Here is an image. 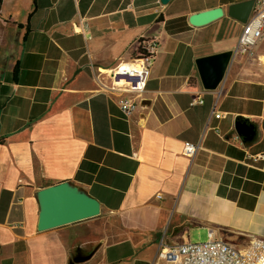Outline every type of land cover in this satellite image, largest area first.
I'll return each instance as SVG.
<instances>
[{
	"label": "crops",
	"instance_id": "0c3cea01",
	"mask_svg": "<svg viewBox=\"0 0 264 264\" xmlns=\"http://www.w3.org/2000/svg\"><path fill=\"white\" fill-rule=\"evenodd\" d=\"M236 0H3L0 11V264H170L166 245L209 233L239 248L264 238V35L215 90L196 59L234 50ZM223 6L204 26L190 14ZM157 56L138 111L95 75ZM203 103L192 104L198 97ZM221 113L220 117L215 116ZM257 127L237 133L238 118ZM185 141L200 142L193 158ZM68 180L101 214L39 229L38 192Z\"/></svg>",
	"mask_w": 264,
	"mask_h": 264
},
{
	"label": "built area",
	"instance_id": "2783aa9c",
	"mask_svg": "<svg viewBox=\"0 0 264 264\" xmlns=\"http://www.w3.org/2000/svg\"><path fill=\"white\" fill-rule=\"evenodd\" d=\"M243 30L234 49V56L253 52L264 35V0H255L251 17L243 23ZM142 51L136 57L121 61L108 70L98 68L95 75L101 89L118 96L125 117L133 116L141 106L151 76L159 41L156 37L139 40ZM203 103L198 97L192 104ZM215 116L220 117L221 113ZM200 142L185 141L184 154L193 158L201 149ZM264 159V153L253 156ZM158 256L175 264H264V238L253 237L247 246L239 248L229 241L209 233L205 241H186L172 245L161 242Z\"/></svg>",
	"mask_w": 264,
	"mask_h": 264
},
{
	"label": "water",
	"instance_id": "95a60500",
	"mask_svg": "<svg viewBox=\"0 0 264 264\" xmlns=\"http://www.w3.org/2000/svg\"><path fill=\"white\" fill-rule=\"evenodd\" d=\"M163 4L171 0H160ZM255 0H236L227 8V14L241 23H246L253 12ZM226 12L223 6L194 12L189 22L196 27L207 25ZM234 57V50L209 54L196 59L202 84L207 90L219 87ZM237 133L243 141L255 138L257 127L249 119L240 117L236 124ZM41 205L39 229L63 226L66 224L97 217L101 214V204L93 196L64 180L44 188L38 192ZM90 256H76L72 261H84Z\"/></svg>",
	"mask_w": 264,
	"mask_h": 264
},
{
	"label": "rangeland",
	"instance_id": "374dc122",
	"mask_svg": "<svg viewBox=\"0 0 264 264\" xmlns=\"http://www.w3.org/2000/svg\"><path fill=\"white\" fill-rule=\"evenodd\" d=\"M191 240L194 242L205 241L204 236H198V235L193 236ZM170 264H175V263L173 261H170Z\"/></svg>",
	"mask_w": 264,
	"mask_h": 264
},
{
	"label": "trees",
	"instance_id": "16d2710c",
	"mask_svg": "<svg viewBox=\"0 0 264 264\" xmlns=\"http://www.w3.org/2000/svg\"><path fill=\"white\" fill-rule=\"evenodd\" d=\"M2 3H3V0H0V11H1V5H2ZM143 49H142V46H139V53L142 51Z\"/></svg>",
	"mask_w": 264,
	"mask_h": 264
}]
</instances>
